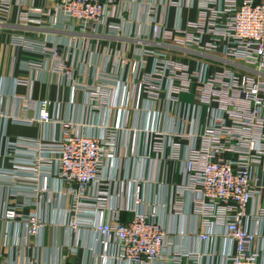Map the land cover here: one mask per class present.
I'll return each instance as SVG.
<instances>
[{"label":"built area","instance_id":"built-area-1","mask_svg":"<svg viewBox=\"0 0 264 264\" xmlns=\"http://www.w3.org/2000/svg\"><path fill=\"white\" fill-rule=\"evenodd\" d=\"M129 2L44 0L40 6L22 4L16 25L94 35L102 27L118 32L120 26L107 20L117 11L123 15ZM13 4L14 0H0V26L9 23ZM160 5L164 8L161 19ZM170 8L179 12L195 9L197 17L171 27L166 13ZM146 15L148 31L138 32L137 37L149 44L142 48V55L152 58L153 65L136 76L142 96L153 108L165 102L168 114L170 105L186 104L182 95H191L193 100L187 102L185 111L186 118L196 122L194 130H147L144 148L135 159L159 164V177L132 178L133 203L111 209L112 180L103 173L108 162L119 155L117 128L110 124L105 135H86L75 122L53 118L49 99L37 104L31 97L17 98L20 113L1 112V118L28 126L53 123L60 134L34 142L6 140L2 156L10 158L13 167L0 170V188L7 187L9 197L18 199L6 200L2 220L22 228L24 247L30 248L34 242L39 247L49 226L40 202L50 191V181L57 179L61 196L70 199L68 228H93L105 246L101 256L106 259L119 264H202L204 258L210 264H264V0H165L148 4ZM58 44L25 32L14 34L10 41L17 50L58 60L53 71L72 80L73 67ZM171 50L187 61L173 58ZM24 63L27 68L41 66L36 61ZM117 82L121 88L118 108H128L129 85L120 78ZM15 84L29 85L30 80L15 77ZM88 93L93 107L98 102L110 106L108 87L98 84ZM35 105L38 114L30 116L28 111ZM23 152L30 154L33 167L16 164L15 158ZM170 161L180 163L179 182H167ZM22 182L31 184L25 188ZM152 186L167 188L169 200L146 198L145 190ZM26 207L34 210L25 212ZM87 208H93L97 217H86ZM158 208L170 216L192 214L197 221L195 235L205 248L178 245L180 232L161 221ZM122 210L132 214L129 221L122 220ZM219 239L224 241L221 254L214 250ZM15 244L19 245L13 240ZM59 251L60 264H76L72 256L78 254L77 248L60 246Z\"/></svg>","mask_w":264,"mask_h":264},{"label":"crops","instance_id":"crops-1","mask_svg":"<svg viewBox=\"0 0 264 264\" xmlns=\"http://www.w3.org/2000/svg\"><path fill=\"white\" fill-rule=\"evenodd\" d=\"M127 11L123 17L117 15L110 17L107 23L113 22L120 26L118 32L107 31L104 27L98 34H80L63 30L49 29H23L16 25L17 14L22 4L43 5L44 0H14L13 8L6 26H0V114H18L21 111V102L17 98L31 97L37 104L43 99L52 103L50 112L56 120H71L78 125L79 130L86 135H105L108 126L113 125L118 131V158L109 161L104 170V177L112 180L109 208L128 206L133 203L134 185L132 178L145 176L148 178L159 177V164L156 162L142 163L135 159L144 148L143 136L147 130L163 129L167 131H192L196 122L186 118V104L193 100L189 94L182 95L185 105H170L167 114L165 102L153 108L142 96L137 75L140 72L151 70L152 58L142 55V48L149 45L142 38L137 37L138 32H147L149 21L146 15L148 4L162 3L165 0H129ZM158 18L161 19L164 8L160 5ZM169 12V13H168ZM169 25L171 27L185 24L188 20L195 19V9L184 8L180 12L177 8L168 11ZM164 17V16H163ZM26 33L32 36L48 37L51 42L59 43L61 55L68 58L73 67L72 80L53 71L58 60L44 56L37 52L17 50L10 45L11 38L16 33ZM147 34V33H146ZM145 38V36H143ZM146 39V38H145ZM173 58L187 61L177 51H170ZM26 61H36L40 67L27 68ZM142 64V65H141ZM15 77L30 80L29 85H16ZM123 79L129 85V106L118 108L121 97V88L118 79ZM102 84L111 91L110 106L93 107L89 102L90 88ZM96 103V102H95ZM38 105L28 111L30 116L38 114ZM178 109H180L178 111ZM180 118V119H179ZM60 134V128L53 123H38L32 126L7 122L0 116V170L12 169L11 159L2 156L6 140L24 139L34 142L39 139H53ZM16 164L24 167H33L34 160L30 154L23 152L15 158ZM180 163L170 161L168 165L167 182L182 180L179 174ZM25 181V180H24ZM31 182H22L27 188ZM42 184V182L40 183ZM49 192L44 193V199L39 206L44 219L49 223L48 228L41 236V245L30 248L24 247V232L17 225L11 226L2 220L1 214L9 199L14 201L18 197H9L7 187L0 188V264H60V246H71L78 250L72 256L76 264H119L112 259L101 256L105 251L104 244L93 228L81 227L72 231L67 223L69 216L67 208L70 199L60 194L61 184L57 179H52ZM145 197L152 202H166L169 200L167 188L155 189L154 186L145 190ZM13 198V199H12ZM190 197L188 198V201ZM37 209V211L39 210ZM34 210L26 207L25 212ZM161 221L169 228L180 232L176 240L178 245L188 249L203 250L205 244L195 235L197 221L190 213L183 216H170L160 208L157 210ZM86 217H97L93 208L85 209ZM123 221H129L132 214L128 210L121 211ZM19 245H12V242ZM39 241V240H38ZM228 248L230 245L226 243ZM224 241L218 240L214 250L221 254ZM123 264V263H122ZM129 264V263H125ZM202 264H210L204 258Z\"/></svg>","mask_w":264,"mask_h":264}]
</instances>
